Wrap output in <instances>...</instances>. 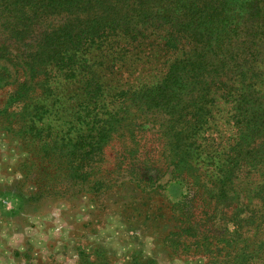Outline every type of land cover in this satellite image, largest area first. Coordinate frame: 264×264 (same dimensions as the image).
I'll use <instances>...</instances> for the list:
<instances>
[{"label": "trees", "instance_id": "obj_1", "mask_svg": "<svg viewBox=\"0 0 264 264\" xmlns=\"http://www.w3.org/2000/svg\"><path fill=\"white\" fill-rule=\"evenodd\" d=\"M10 88L0 125L47 181L29 201L107 192L140 164L166 179L127 182L149 199L170 181L194 192L192 210L170 208L171 250L264 264V0H0Z\"/></svg>", "mask_w": 264, "mask_h": 264}, {"label": "rangeland", "instance_id": "obj_2", "mask_svg": "<svg viewBox=\"0 0 264 264\" xmlns=\"http://www.w3.org/2000/svg\"><path fill=\"white\" fill-rule=\"evenodd\" d=\"M11 93V88L0 91V107L7 104ZM3 127L0 125V264H78L80 250L89 254L97 249L112 264H127L134 256L156 264H205L202 256L178 253L163 241L175 229L171 206L185 212L193 209L194 192L185 182L170 181L162 195L154 194L151 200V195L141 194L127 182L139 176L148 182L154 177V184L166 179L139 164L127 170L118 168L107 192L71 193L64 200L32 202L28 198L45 188L47 181L36 177L38 163L32 150ZM121 148L114 142L105 152L110 171L120 161Z\"/></svg>", "mask_w": 264, "mask_h": 264}]
</instances>
